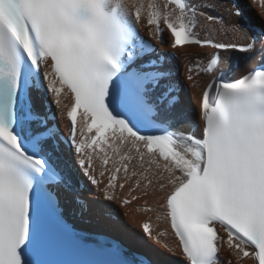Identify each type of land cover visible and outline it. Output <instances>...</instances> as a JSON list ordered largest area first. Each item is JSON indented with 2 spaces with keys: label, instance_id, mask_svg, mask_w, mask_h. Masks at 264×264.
Masks as SVG:
<instances>
[{
  "label": "snow or ice",
  "instance_id": "1",
  "mask_svg": "<svg viewBox=\"0 0 264 264\" xmlns=\"http://www.w3.org/2000/svg\"><path fill=\"white\" fill-rule=\"evenodd\" d=\"M69 203L154 213L139 239L183 264H264V0H0V264H134Z\"/></svg>",
  "mask_w": 264,
  "mask_h": 264
},
{
  "label": "bare ground",
  "instance_id": "2",
  "mask_svg": "<svg viewBox=\"0 0 264 264\" xmlns=\"http://www.w3.org/2000/svg\"><path fill=\"white\" fill-rule=\"evenodd\" d=\"M256 11H258V9H256ZM160 49L164 50L166 52L171 50L168 48L167 45H160ZM231 55H232V53L229 56V61L232 58L237 59V60H242V61L238 62L235 67L232 68L233 69V74H232L233 76L237 74L235 69H237L243 65H250L251 64V61L248 60L249 58L247 57V55L245 53L237 54L233 57H231ZM183 73H184V68L181 67V70L179 73L181 80L183 79ZM185 83H187V81H185ZM185 92H186L188 100L184 99V105L186 104L185 106L188 108L189 112L192 113L193 112L192 110L196 108V100H195L194 91L192 90L191 85H189L188 89H185ZM180 98L183 101V94L180 95L179 100H180ZM195 114H196V118L198 119V113L196 111H195ZM59 122H60V125H61L63 132H64V127L68 131L66 119H60ZM87 194H88L89 199H91V198L92 199H98L95 192L94 193L88 192ZM116 207H118L120 209L121 215L118 216V218L123 223V225L115 222V223H112L110 226H112L113 230H115L117 233H121V236H122L121 238L123 239L125 244L126 243L137 244L139 247L143 248L145 250V252L154 260L157 259L160 261H171L172 263H176V261H177L176 258H173L172 256H174V257L176 256V257L180 258L181 260H183L182 256H180L177 252H170V251L164 249L162 244H156L155 241L150 240V239L148 240V242L153 244L157 248L152 247V246L149 247L148 246L149 244L143 243L139 239V237H137V235L134 234V232L136 233V231L141 234L142 225L144 222H146L147 216L152 217V222L154 224L153 228H155V226L158 223L161 225L163 224L162 221H159V222L156 221L154 213H145V212L141 211L140 206L126 207V206L121 204V205H116ZM102 219L109 221L106 217H104ZM170 254L172 256H170Z\"/></svg>",
  "mask_w": 264,
  "mask_h": 264
},
{
  "label": "rangeland",
  "instance_id": "3",
  "mask_svg": "<svg viewBox=\"0 0 264 264\" xmlns=\"http://www.w3.org/2000/svg\"><path fill=\"white\" fill-rule=\"evenodd\" d=\"M184 95L186 96V98H187V95H186V92H185V90H184ZM180 100H181V98H180ZM187 100H188V98H187ZM186 105V104H185ZM184 105V100L182 101V107H181V110L177 113V119L179 120V121H191L193 118H196V114H195V111H194V109L192 110L193 112L192 113H190L189 112V110H188V108L186 107ZM191 105V104H190ZM197 119V118H196ZM173 123H176V120H173ZM178 126H181V127H187L188 125L187 124H178ZM64 129H65V127H64ZM65 131L66 132H68L66 129H65ZM148 244L149 245H151L152 247H155L153 244H151V243H149L148 242ZM155 248H157V247H155ZM131 250V249H130ZM160 250V249H159ZM129 252V251H128ZM126 253V252H125ZM170 256H172L171 254H170ZM173 258H174V256H172ZM148 259H151V257L149 256V257H147ZM175 258H178V257H176L175 256Z\"/></svg>",
  "mask_w": 264,
  "mask_h": 264
}]
</instances>
